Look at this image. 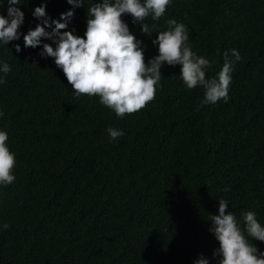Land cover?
Wrapping results in <instances>:
<instances>
[{"label": "trees", "instance_id": "1", "mask_svg": "<svg viewBox=\"0 0 264 264\" xmlns=\"http://www.w3.org/2000/svg\"><path fill=\"white\" fill-rule=\"evenodd\" d=\"M98 2L83 0L68 30L83 36ZM41 3L52 19L71 9L66 0H19L20 39L0 42V67L11 68L0 72V131L16 161L15 181L0 185V264H194L201 256L218 264L210 216L221 199L242 228L247 211L264 226V0H170L158 22L144 21L155 25L151 36L124 16L145 63L169 19L211 62L207 78L225 52L242 59L226 103L200 107L204 90L187 89L180 66L164 65L155 99L123 118L99 97H76L52 58L24 48ZM8 7L0 0V15ZM109 128L124 135L111 140Z\"/></svg>", "mask_w": 264, "mask_h": 264}, {"label": "clouds", "instance_id": "2", "mask_svg": "<svg viewBox=\"0 0 264 264\" xmlns=\"http://www.w3.org/2000/svg\"><path fill=\"white\" fill-rule=\"evenodd\" d=\"M7 3V17L0 15V42L5 45L20 39L19 29L24 22V13L17 6L19 0H7ZM66 3L71 9L60 14L59 19L48 16L46 3L36 7L32 15L39 23L23 35V45L26 49L39 47L42 58H52L76 97H99L103 106L112 110L116 117L123 118L141 111L155 99L162 80V66L179 65L186 88L204 90L200 107L219 100L228 101L232 72L236 62L242 59L239 51L231 50L232 59L225 52L216 78H207L211 62L192 51L186 26L175 19L167 21L168 30L156 35L152 43L157 46L158 54L145 63L142 42L130 32L123 17L131 16L134 24L141 25L140 31L151 36L155 25L150 27L144 21L151 16L158 22L170 0H100L88 9L83 36L75 35L74 29L68 30L75 9L84 7L83 0H66ZM44 40L52 43H42ZM15 51H21L19 45H15ZM10 71L8 64L0 67L5 76ZM4 82L0 77V84ZM3 115L0 112V116ZM107 131L111 140L124 135L113 128ZM7 140V132L0 131V185L5 187L15 181L12 170L16 163L14 153L6 145ZM210 217V232L219 244L213 252L214 257L220 258L218 264H264V252L248 239L264 243V226L258 222L255 212L243 213L242 228L236 216L228 211V202L221 199L218 214ZM8 227L4 225L5 229ZM194 264H209V261L201 256Z\"/></svg>", "mask_w": 264, "mask_h": 264}]
</instances>
